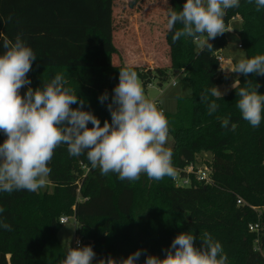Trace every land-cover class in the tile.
Wrapping results in <instances>:
<instances>
[{
  "label": "trees",
  "instance_id": "16d2710c",
  "mask_svg": "<svg viewBox=\"0 0 264 264\" xmlns=\"http://www.w3.org/2000/svg\"><path fill=\"white\" fill-rule=\"evenodd\" d=\"M178 2L180 11L186 0ZM112 15L113 0H0V39L14 41L21 33L37 57L28 73L29 86L35 89L62 73L66 86L86 101L84 110L101 126L111 122L107 103L119 82V69L135 70L144 87L181 73L191 96L179 98L176 112L165 114L173 139L172 163L177 170L196 167L198 154H210L212 184L193 181L191 187L178 188L172 178L157 182L144 175L136 182L121 181L115 174L101 175L86 155L72 157L62 145L49 164L51 193L0 192V217L13 229L0 227V264H60L66 252L57 235L65 214L75 220V240L97 254L93 264L109 256L119 261L138 249L147 251L137 264H144L146 255L164 258L162 250L182 232L197 236V247L201 234L208 232L221 243L228 264H264L263 255L254 251L256 236L247 228L257 221V213L236 204L242 197L250 206H264V120L253 128L242 119L234 89L216 100L220 107L212 115L199 98L206 88L227 84L216 60L227 45L225 37L210 40L211 50L206 45L198 49L191 37H182L174 69L114 65ZM236 17L241 19L238 45L244 58L264 55V9L256 11L254 3L240 0L239 8L227 11L226 27ZM249 79L251 87L259 85V94H264V76H239L238 86L248 87L244 82ZM105 91L109 100L102 105L98 97ZM217 117L230 119L227 129ZM5 138L0 133V143ZM261 217L264 222V214Z\"/></svg>",
  "mask_w": 264,
  "mask_h": 264
},
{
  "label": "clouds",
  "instance_id": "9594fccd",
  "mask_svg": "<svg viewBox=\"0 0 264 264\" xmlns=\"http://www.w3.org/2000/svg\"><path fill=\"white\" fill-rule=\"evenodd\" d=\"M246 2L254 3L256 11L264 9V0ZM239 7L240 0H186L180 11L170 8L166 27L173 33L172 43L191 37L211 50L210 40L232 31L224 23L227 11ZM10 20L9 16L3 22ZM0 48V133L6 137L0 143V192L35 193L45 187L51 173L49 164L62 145L72 157L86 155L91 168L99 169L103 176L115 174L128 182L139 181L142 175L157 182L165 177L176 178L173 151L166 147L169 121L164 111L146 97L135 70L119 69V82L107 103L111 122L105 120L101 126L91 111L84 110L86 101L66 86L68 81L62 73L55 74L50 82H42L40 87H27L21 95V89L31 85L28 73L37 60L21 33L14 41L3 36ZM231 72L244 77L264 76V55L240 58ZM239 83L232 84L238 97L236 107L242 119L257 128L264 120V94H259V85L251 87L250 79L244 82L248 87H239ZM226 91L213 86L201 92L200 103L207 106L209 115L220 107L216 100L223 98ZM98 100L104 105L109 93L105 91ZM77 104L79 107H72ZM217 119L222 128H228V117ZM236 127L233 123L231 130ZM3 212L0 207V214ZM0 227L13 230L2 217ZM197 239L190 232H182L170 247L162 250L164 258L146 255L144 264H228L221 243L208 232L199 237V247ZM76 243L77 247H70L60 264H93L97 254L92 246L81 247L79 240ZM146 251L138 249L119 261L111 256L101 258L98 264H137Z\"/></svg>",
  "mask_w": 264,
  "mask_h": 264
},
{
  "label": "rangeland",
  "instance_id": "374dc122",
  "mask_svg": "<svg viewBox=\"0 0 264 264\" xmlns=\"http://www.w3.org/2000/svg\"><path fill=\"white\" fill-rule=\"evenodd\" d=\"M174 8L179 11L178 0H113V40L117 53L113 56V64L123 63L135 69H174L178 67L180 58L181 39L172 43V34L166 27L168 11ZM240 21L232 20L228 23L231 32L224 33L227 45L221 50V55L225 60L235 64L240 58L244 57L242 50L237 49L240 30ZM197 48L203 45L198 43ZM151 65V66H149ZM152 67V68H151ZM220 70V69H219ZM172 74V72H168ZM221 74H223L221 72ZM235 74V73H234ZM238 74L230 77L229 84H223L218 88L227 95L232 90V84L238 81ZM227 79V78H226ZM141 82V80L139 79ZM144 89L146 97L152 100L165 114L176 112L177 100L191 96L186 82L181 73L170 75L166 82L160 83L157 79ZM25 86L21 89V95L27 91ZM224 95V96H225ZM173 144L172 136L169 133L166 147ZM210 154L201 153L196 157V168H202L210 160ZM40 193H51L52 187L48 182L45 187L40 189ZM240 198L247 204L242 197ZM69 218L68 223L62 225L57 237L67 253L70 247L73 248L75 239L74 230L76 229L75 220L72 215H63ZM264 257V250L262 253Z\"/></svg>",
  "mask_w": 264,
  "mask_h": 264
},
{
  "label": "built area",
  "instance_id": "2783aa9c",
  "mask_svg": "<svg viewBox=\"0 0 264 264\" xmlns=\"http://www.w3.org/2000/svg\"><path fill=\"white\" fill-rule=\"evenodd\" d=\"M223 35L218 36L219 38L223 37ZM196 44L200 43L199 41L194 40ZM238 49H241V46H237ZM216 60L219 66V71L225 74V69H223L224 65L227 63V60L219 53L216 55ZM227 73V72H226ZM85 168V167H84ZM87 170V168H85ZM174 185L178 188L191 187L193 181L195 183L203 184V185H211L212 180L210 178V169L206 166L202 168H196L193 165L187 166L183 170H177V176L175 179H172ZM237 206H246L251 209L253 212L257 213V221L254 223L248 224V232L252 233L256 236L254 240V251H258L261 254L263 253L264 247V222L262 221V214H264V206L263 207H253L248 204H245L240 198H237L236 201ZM74 220V218H73ZM69 218L61 217L59 219V223L64 225L68 223ZM77 240L74 241L73 248L77 247ZM80 242V241H79ZM80 246L82 244L80 242Z\"/></svg>",
  "mask_w": 264,
  "mask_h": 264
},
{
  "label": "crops",
  "instance_id": "0c3cea01",
  "mask_svg": "<svg viewBox=\"0 0 264 264\" xmlns=\"http://www.w3.org/2000/svg\"><path fill=\"white\" fill-rule=\"evenodd\" d=\"M239 20L240 21V23H241V19L239 18V17H236V18H233L232 20ZM231 20V21H232ZM239 44V43H238ZM238 49V48H237ZM239 50H241V49H239ZM220 54H221V51H220ZM233 62L231 61V62H229V61H227V63L224 65V67H223V69H225L224 71H225V74L223 73L222 75H224L226 78H227V84H229L230 83V77H232L233 75H235L234 73H232L231 72V69H232V67H233ZM149 66H151V65H149ZM152 68V67H151ZM152 70V69H151ZM227 72V73H226ZM219 73L221 74V72L219 71Z\"/></svg>",
  "mask_w": 264,
  "mask_h": 264
}]
</instances>
